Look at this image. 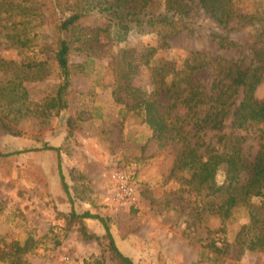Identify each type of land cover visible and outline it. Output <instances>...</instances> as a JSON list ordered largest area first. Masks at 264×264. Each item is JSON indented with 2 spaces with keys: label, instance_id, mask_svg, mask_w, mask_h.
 <instances>
[{
  "label": "rangeland",
  "instance_id": "374dc122",
  "mask_svg": "<svg viewBox=\"0 0 264 264\" xmlns=\"http://www.w3.org/2000/svg\"><path fill=\"white\" fill-rule=\"evenodd\" d=\"M60 1L72 6L82 0ZM145 1L136 0L130 9L145 22L137 21V27L128 30L115 28L108 15L96 10L79 19L81 36L74 37L69 54L67 107L59 112L41 111L44 98L54 94L60 82L51 52L53 25L48 1L40 0L30 14L12 19L8 9H0V93L8 95L12 88L13 94L25 91L27 96L13 105L7 118L2 108L5 98L0 99V235L7 243L23 242L27 237L35 240L22 264H84L94 259L99 264H116L95 240H83L76 226L67 229L58 213L72 210L77 214L88 211L105 220L118 250L133 264H264V249L249 250L244 245L240 250L237 245L245 239L259 199L240 202L229 217H222L216 196L186 183L187 172L172 174L176 147L160 146L151 139L142 115L128 110L130 99L118 89L123 82L121 69L125 74L130 56L138 65L137 74L130 76V87L146 97L158 94L162 110L186 120L185 129L192 130L188 106L172 108L173 101L153 83L143 65L147 50L152 49L157 60L176 66L191 54L204 52L218 57L217 62L240 60L245 68L254 64L248 48L252 28L237 26V19L225 28L218 26L198 0H184L189 17L198 26L196 31L162 40L157 17L165 0ZM233 1L239 11L264 12V0ZM213 34L236 46L220 48ZM192 77L213 98L228 84L227 80L218 84L221 77L217 78L215 65L194 71ZM241 98L239 90L236 102ZM254 98L264 99V73ZM198 111L202 118L207 109ZM231 120L232 114L224 119V132L245 134L240 154L253 161L264 125L243 132L233 129ZM195 130L190 142L198 143L199 152L205 154L216 145L217 131L209 127ZM45 145L59 148V154L37 151ZM218 149L223 150L221 145ZM17 151L28 152L4 157ZM59 162L69 195L60 184ZM115 171L134 179L136 204L119 207L112 202L108 177ZM225 178V172L218 171L216 184H226ZM84 223L90 232L104 236L99 220L85 219Z\"/></svg>",
  "mask_w": 264,
  "mask_h": 264
},
{
  "label": "trees",
  "instance_id": "16d2710c",
  "mask_svg": "<svg viewBox=\"0 0 264 264\" xmlns=\"http://www.w3.org/2000/svg\"><path fill=\"white\" fill-rule=\"evenodd\" d=\"M36 3H32V2ZM40 0H0V9L9 10L8 18L12 19L16 15H28L37 8ZM43 1V0H42ZM51 10V25H53V63L58 71L59 84L54 94L44 98V109L59 112L67 107V94L70 87L71 69L69 54L71 45L80 35L79 19L87 12L96 10L105 13L113 21L115 28L128 30L137 27L139 13L130 12L136 0H82L81 3L71 5L62 4L60 0H47ZM201 9L218 25L227 27L230 21L237 19V26L249 25L252 28V35L248 42V48L253 54L254 64L243 67L240 60L231 62H217L218 57H212L208 53L195 52L187 57L180 66L171 65L169 62H162L154 58L152 49H148L145 55L144 67L150 72L153 83L171 99V107L177 104L188 106L189 123L193 122L192 130H186L184 123L178 115L171 116L166 110H162L158 102V94L155 97H146L138 89L130 87V76L137 74L138 65L134 64V59L126 60V72L121 69V80L119 91L125 92L130 103L126 104L130 112L137 111L142 115V122L151 131V139L158 142L160 146L173 145L176 147V158L173 166L174 171L187 172L186 183L193 184L195 189L204 188L207 194L219 199L218 208L222 217H229L232 208L238 203H247L249 198L259 199L258 208L251 215L250 224L244 233V240L237 242L239 249L245 245L246 249H264V133L260 134V142L257 154L253 161H248L240 154V145L247 140L245 134L237 135L234 132H224L223 121L232 114L231 127L235 130L246 132L251 126L264 125V99L254 98V92L264 73V12L257 10L249 13L247 10L239 11L236 2L233 0H198ZM16 2V3H15ZM147 2V0L145 1ZM35 5V6H34ZM188 6L184 0H165L164 10L157 17L158 36L162 40L181 34L191 35L197 29L194 22L189 17ZM239 11V12H238ZM149 22L150 20H146ZM27 23L30 20L26 21ZM145 22V21H143ZM16 22H12L14 25ZM81 36V35H80ZM80 36L77 39H80ZM218 39L220 48L236 46L234 42H227V38L213 34ZM75 38V39H76ZM28 43V41L26 40ZM166 42L163 41V45ZM229 45V46H228ZM215 65L217 78L221 77L218 84L227 80L225 90L218 89L216 97L209 95L203 87L195 83L192 73L206 66ZM81 67V66H78ZM222 75V76H221ZM217 84V86H218ZM5 90H7L5 88ZM8 95L0 93V99L5 98L2 103L3 112L6 118L13 113V105L18 100L25 99L26 92L13 94L12 88ZM241 90L242 98L237 103L235 95ZM158 92V91H157ZM119 94V93H118ZM117 101L121 102L120 96ZM212 102V105L209 103ZM207 109L202 118H199L198 108ZM28 110V108H27ZM5 128H8L4 125ZM209 127L216 130V145L207 150L205 154L199 152L198 143L190 142L192 132ZM223 150L219 151V146ZM37 151H55L59 154L60 149L45 145ZM28 151H17L5 154L4 157L20 154ZM207 156L206 159H204ZM224 171L226 184L217 185L215 178L218 171ZM58 174L61 187L66 195L68 186L62 174L60 162L58 163ZM212 198V199H213ZM214 200V199H213ZM64 218L66 227H77L78 232L85 241L95 240L108 254L110 260L116 264H133V262L123 255L117 248L105 220L86 211L77 214L71 211L69 214L58 213ZM85 219L99 220L104 236L99 237L90 232L85 223ZM35 240L27 237L23 242L12 241L7 243L0 235V262L3 264H22L23 256L32 251ZM229 246V245H228ZM215 250L217 248L212 246ZM84 264H99L97 260H85Z\"/></svg>",
  "mask_w": 264,
  "mask_h": 264
},
{
  "label": "built area",
  "instance_id": "2783aa9c",
  "mask_svg": "<svg viewBox=\"0 0 264 264\" xmlns=\"http://www.w3.org/2000/svg\"><path fill=\"white\" fill-rule=\"evenodd\" d=\"M112 189V202L123 207L137 203L136 184L131 176L123 172L115 171L108 177Z\"/></svg>",
  "mask_w": 264,
  "mask_h": 264
}]
</instances>
